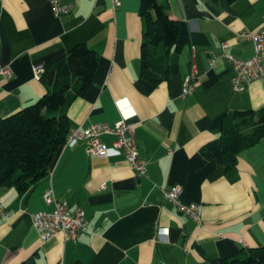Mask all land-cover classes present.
I'll list each match as a JSON object with an SVG mask.
<instances>
[{
    "label": "crops",
    "instance_id": "0c3cea01",
    "mask_svg": "<svg viewBox=\"0 0 264 264\" xmlns=\"http://www.w3.org/2000/svg\"><path fill=\"white\" fill-rule=\"evenodd\" d=\"M72 5L54 16L48 0H0V118L34 105L46 93L41 73L74 46L94 50L98 63L90 87L68 108L71 128L130 125L128 138L145 162L142 177L111 149L106 158L86 152L78 141L60 146L45 177L19 195L0 189V264H220L242 249L264 246V140L241 150L233 167L218 168L201 149L218 138L225 114L264 108V82L232 89L230 66L221 57L253 54L240 37L262 28L264 0H159L178 24L169 57L168 80L156 87L140 76L144 23L140 0H61ZM192 61L199 80L181 97ZM181 186L184 204L202 207L201 223L179 213L161 190ZM80 207L87 227L75 241L62 234L42 243L32 215L51 211L43 194Z\"/></svg>",
    "mask_w": 264,
    "mask_h": 264
},
{
    "label": "trees",
    "instance_id": "16d2710c",
    "mask_svg": "<svg viewBox=\"0 0 264 264\" xmlns=\"http://www.w3.org/2000/svg\"><path fill=\"white\" fill-rule=\"evenodd\" d=\"M139 15L144 23L140 76L156 87L168 80V57L178 37V24L159 0H140ZM97 63L94 50L82 43L74 46L42 73L46 87L43 97L0 118V189L14 188L22 195L47 175L55 152L65 144L70 130L68 108L90 87ZM260 140H264V108L225 114L218 138L201 149L205 159L218 163L210 179L222 176L234 166L241 150ZM220 264H264V246L242 249Z\"/></svg>",
    "mask_w": 264,
    "mask_h": 264
},
{
    "label": "built area",
    "instance_id": "2783aa9c",
    "mask_svg": "<svg viewBox=\"0 0 264 264\" xmlns=\"http://www.w3.org/2000/svg\"><path fill=\"white\" fill-rule=\"evenodd\" d=\"M55 17L61 18L72 12V5L62 3L61 0H48ZM113 7L120 4L119 0H110ZM240 37L253 45V54L251 57L241 60L227 53L228 44L221 45V57L230 66L232 71L231 84L235 92L244 90L252 82H264V18H262V28L257 32L249 30L242 31ZM11 75L9 67H0V77L8 78ZM42 73L39 70L34 71L37 80L41 79ZM199 80L198 70L192 61L188 75L185 77L181 97L190 96L195 85ZM130 125L120 120L113 126L107 124H93L80 130L71 128L67 135L65 144L69 145L78 141L86 144V152L97 158H106L108 148L104 145L100 137L102 135H111L114 140L111 149L120 153L125 159L130 169L142 177L146 174L145 162L142 160L137 146L128 138ZM163 198L172 204L176 210L188 216L197 225L201 223V205L190 203L184 204L180 200L182 194L181 186H173L161 190ZM43 202L46 206H51V211H40L32 215V222L42 243H47L58 234L64 236L65 241H75L78 234L86 229L87 221L85 220L83 210L78 207L73 211L68 208V203L59 200L54 196L52 188H48L43 194ZM4 209L0 201V216L3 215Z\"/></svg>",
    "mask_w": 264,
    "mask_h": 264
}]
</instances>
